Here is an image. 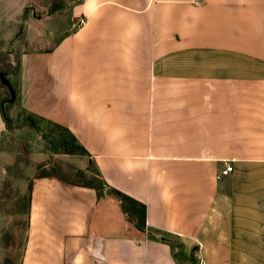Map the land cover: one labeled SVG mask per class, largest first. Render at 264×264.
I'll list each match as a JSON object with an SVG mask.
<instances>
[{
    "label": "crops",
    "instance_id": "1",
    "mask_svg": "<svg viewBox=\"0 0 264 264\" xmlns=\"http://www.w3.org/2000/svg\"><path fill=\"white\" fill-rule=\"evenodd\" d=\"M15 32L27 123L85 164L35 163L0 264H264V0H0Z\"/></svg>",
    "mask_w": 264,
    "mask_h": 264
},
{
    "label": "rangeland",
    "instance_id": "2",
    "mask_svg": "<svg viewBox=\"0 0 264 264\" xmlns=\"http://www.w3.org/2000/svg\"><path fill=\"white\" fill-rule=\"evenodd\" d=\"M20 38L15 32L11 34L7 43L0 44V72L9 80L15 93V99L9 102L10 92L7 86L0 81V147H3L0 148L1 259L9 252L20 253L21 251L29 179L34 173L35 163L42 159H49L53 162L55 156L77 168L85 164L81 150L78 149L73 153L63 148L54 150L37 127L32 129L27 123L30 116L16 99L18 59L21 54ZM77 174L74 177L76 182L87 183L91 180L92 175L88 171H81ZM130 207L132 209L129 208V217L140 222V205L131 203Z\"/></svg>",
    "mask_w": 264,
    "mask_h": 264
},
{
    "label": "trees",
    "instance_id": "3",
    "mask_svg": "<svg viewBox=\"0 0 264 264\" xmlns=\"http://www.w3.org/2000/svg\"><path fill=\"white\" fill-rule=\"evenodd\" d=\"M29 116H30L31 123H34L33 122L34 121V117L31 116V115H29ZM54 126L59 128V126H57L55 124H54ZM66 132H64V133L69 135V133H66ZM62 141H63L62 142L63 144H66V142H68L65 139H62ZM77 173H79V172H77ZM83 184L87 185V186H92V187L100 189L102 187L103 183H102V181L100 179H98L96 177H91V180L89 182H87V183L83 182ZM110 191L112 193H114L115 195H117L121 199L123 208H125V204H124L125 202H133L132 198H130L129 196H126L125 194L119 192L118 190L110 189ZM141 215H142L141 219H143L144 218V205H141Z\"/></svg>",
    "mask_w": 264,
    "mask_h": 264
},
{
    "label": "water",
    "instance_id": "4",
    "mask_svg": "<svg viewBox=\"0 0 264 264\" xmlns=\"http://www.w3.org/2000/svg\"><path fill=\"white\" fill-rule=\"evenodd\" d=\"M0 81L7 86L8 90L10 92L11 97L8 101L13 102V100L15 99L14 89H13L11 83L9 82V80L5 77V75L2 72H0Z\"/></svg>",
    "mask_w": 264,
    "mask_h": 264
},
{
    "label": "built area",
    "instance_id": "5",
    "mask_svg": "<svg viewBox=\"0 0 264 264\" xmlns=\"http://www.w3.org/2000/svg\"><path fill=\"white\" fill-rule=\"evenodd\" d=\"M233 166L232 164H225L224 168L221 169L217 174H216V178L219 179L220 177H222L223 175L228 174L229 172H231Z\"/></svg>",
    "mask_w": 264,
    "mask_h": 264
}]
</instances>
